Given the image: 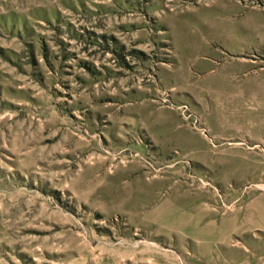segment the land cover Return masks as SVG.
Masks as SVG:
<instances>
[{"label":"rangeland","instance_id":"obj_1","mask_svg":"<svg viewBox=\"0 0 264 264\" xmlns=\"http://www.w3.org/2000/svg\"><path fill=\"white\" fill-rule=\"evenodd\" d=\"M262 35L264 0H0V264H264V74L224 90Z\"/></svg>","mask_w":264,"mask_h":264},{"label":"crops","instance_id":"obj_2","mask_svg":"<svg viewBox=\"0 0 264 264\" xmlns=\"http://www.w3.org/2000/svg\"><path fill=\"white\" fill-rule=\"evenodd\" d=\"M244 42L247 47H257L258 49L260 47L264 46V35L262 36H257L255 38L250 37V38H245ZM263 71L254 75L253 74H248L247 69H245L244 66L242 67H233L231 69V72L229 73L228 76V82H226L224 86L225 90V96L231 100L229 105L232 106H246V105H251L254 103H250L249 100L247 99L248 97V92L254 91L255 95H260V93L263 91L262 87L260 86H255L253 83L262 79L263 77ZM219 85L218 83L216 86ZM258 85V83H257ZM221 85L217 86L215 89L216 92L217 90H221ZM218 93H216V96L218 97ZM221 96V94H219ZM262 213L264 214V208L262 207Z\"/></svg>","mask_w":264,"mask_h":264}]
</instances>
